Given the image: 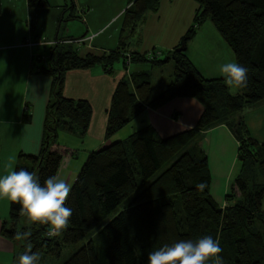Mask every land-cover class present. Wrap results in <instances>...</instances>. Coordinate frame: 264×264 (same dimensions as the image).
Here are the masks:
<instances>
[{"label": "trees", "instance_id": "obj_1", "mask_svg": "<svg viewBox=\"0 0 264 264\" xmlns=\"http://www.w3.org/2000/svg\"><path fill=\"white\" fill-rule=\"evenodd\" d=\"M194 1L198 7L193 23L181 40L185 43L193 38L198 28L210 21L235 62L248 69L247 87L239 94L230 93L225 78H205L183 52H176L181 44L163 60L157 53L125 50L123 31L133 33L148 11H157L159 0H127L119 45L114 50L80 57L71 45L55 42L48 47L49 55L39 58L45 62L37 72L51 78L41 146L37 154L19 152L21 164L13 170L35 172L41 184L57 176L63 154L72 157L75 153L56 143L59 133L83 139L90 124V104L63 95L69 70L98 66L111 75L120 59L125 70L131 64L149 63L153 68L172 61V79L155 97L151 96V71L130 73L129 79L117 83L108 110L107 140L145 107L158 108L174 98L194 99L202 112L193 128L170 137L161 138L151 125H144L124 140L92 151L71 186L65 206L73 214L59 236L50 237L47 225L32 223L21 214L19 204L10 202L1 236L15 244L17 233L31 232L26 240H20V250L11 264H18V257L29 247V254L59 257L62 246L78 243L82 245L63 264H147L148 254L165 244L195 241L206 235L219 241L224 264H264V142L248 136L240 116L244 108L264 101V0ZM27 3L30 7L48 6L47 0ZM71 17L73 14L67 19ZM30 118L31 113L24 114L22 121L30 122ZM218 125L226 126L238 142V173L223 208L210 194L208 158L197 145L201 132ZM138 181L146 183L143 190L121 207L137 189Z\"/></svg>", "mask_w": 264, "mask_h": 264}, {"label": "crops", "instance_id": "obj_2", "mask_svg": "<svg viewBox=\"0 0 264 264\" xmlns=\"http://www.w3.org/2000/svg\"><path fill=\"white\" fill-rule=\"evenodd\" d=\"M47 2V7L38 8L30 7L27 0H0V175L9 171L7 166L10 163L13 169L17 164H21L17 158L19 152L37 154L40 150L45 108L51 88V78L37 72L40 64L36 65L35 61L39 62L41 56L45 57L40 48L46 46L48 50L53 43L62 42L63 45H71L80 57L90 53L100 55L108 52L111 45L106 46L105 43L96 40L106 25L126 6L125 2L105 23L95 24L90 18L92 0H69L70 5L66 0H47ZM72 13H76L78 18L65 20ZM77 19H82V24H78L75 21ZM82 36L84 38H81ZM87 37L91 39L87 40ZM80 39L82 40L78 41ZM38 41L45 44H27ZM179 42L172 43L169 48L175 47ZM192 55L193 58L186 54L194 66L203 73V67L200 68V64L196 62L199 58ZM139 65L142 64H133V67L129 65L127 70L114 68L111 75L103 72L98 66L91 69L69 70L65 73L64 97L85 100L92 108L86 136L79 139L78 136L73 135L78 137L81 150L85 153H74V155L77 157L84 155L85 159L92 151L114 141L124 140L137 131L133 130L132 133H126L124 136L119 135L129 126L127 125L111 139L105 138L108 110L117 83L129 79L130 73L151 71L144 70ZM220 76L223 78L221 73ZM167 84H163L159 92L153 93L152 89L151 96L158 95ZM29 110L33 112L30 122L22 121L24 114L31 113ZM201 112L202 106L196 100L174 98L158 108L145 107L130 124L137 123L140 128L151 125L161 138H167L193 128ZM240 116L244 119L242 113ZM64 145L72 151L80 147L74 142ZM197 145L208 158L211 176L210 194L222 208L226 205L224 197L238 173L236 162L238 142L226 126L218 125L201 132ZM70 165L63 174H60V166L57 176L72 186L80 167L76 173L73 170L74 166L71 171L68 170ZM9 204L10 201L0 200V230L2 222L8 219ZM262 209L264 210V197ZM15 253V244L0 234V264H11Z\"/></svg>", "mask_w": 264, "mask_h": 264}, {"label": "rangeland", "instance_id": "obj_3", "mask_svg": "<svg viewBox=\"0 0 264 264\" xmlns=\"http://www.w3.org/2000/svg\"><path fill=\"white\" fill-rule=\"evenodd\" d=\"M66 1L67 4L70 5L69 0ZM125 2L126 6L121 13H123V11L128 6L127 0H92L90 18L95 24H99L101 22L105 23L109 20L108 18H110L112 14H115V12L118 10V8H120V6H122V4L124 5ZM197 7L198 5L194 0H159L157 11H148L144 16V19L136 26L133 33H131L128 29L123 31L121 41L124 43L125 50L141 54L153 52L157 53L159 59H165L169 55V52L174 49V47H172L171 49L169 48L170 46H172V43L180 41L178 43V46L182 43L181 38L186 35L188 29L191 27ZM72 14L73 17L71 18L77 16L76 13ZM119 15L113 18L106 25V27L100 32L101 34L96 40L98 42L105 43L106 46L111 45L110 50H114L119 45L120 33L122 29V17H119ZM67 18L68 17H66L65 20H67ZM81 20L82 19H77L75 21H77L78 24H82ZM185 43L186 49L185 51H183V53L192 58V54H194L197 58H199V60H196V62L197 64H200V68L203 67V73H201L199 70L198 71L205 78H221L219 66L226 62L235 61L231 49L220 37L210 21L204 22L200 26V28H198L195 36L193 38L191 37L190 39H187ZM40 49L45 57L49 55V53H47L48 50L46 46L45 48ZM43 62L45 61H35V64L39 65ZM132 65L133 64H131V66ZM139 66L144 70H151V83L153 93L159 92L162 86L167 84V82L172 79L173 63L171 60L161 66H155L153 68L149 63H145ZM114 68H120L121 70H124L122 59H120L119 62L115 63ZM229 91L231 94H239L241 92L240 89L230 88ZM29 111L32 115V110ZM241 113L242 116H244L243 120L248 129V136L259 143L264 142V101L259 102L254 106L244 108ZM128 125L129 126L122 130L119 135L124 136L126 135V133H132L133 130L135 131L140 128L137 123H129ZM79 139L72 134L61 132L59 133L56 143L60 146H65L64 144H70V142H74L77 145H80V143H78ZM81 149L82 148L80 145V147H77L76 150L73 149V151L76 154L85 153ZM87 157L88 155L84 159V155H81L80 157L74 155L73 157H71L69 154H63L60 174H63V172L65 173L67 166L70 164L71 165L68 170L71 171L72 167L74 166L73 170H75V172L77 173L79 167L81 169V166L83 165ZM145 185L146 183L138 181L137 189L121 205V207L126 206L132 198H134L143 190ZM23 222L24 220L22 219L21 224ZM81 245L82 243H78L72 246H62L59 257L46 256L41 253L39 255V264H63V262ZM15 246L16 252H18V250H20L21 241L18 240L15 243Z\"/></svg>", "mask_w": 264, "mask_h": 264}, {"label": "clouds", "instance_id": "obj_4", "mask_svg": "<svg viewBox=\"0 0 264 264\" xmlns=\"http://www.w3.org/2000/svg\"><path fill=\"white\" fill-rule=\"evenodd\" d=\"M224 83L230 89H243L248 84V69L235 61L219 66ZM0 175V200L20 205V212L32 223L45 224L48 235L59 236L69 226L72 209L65 206L71 185L58 176H50L41 184L35 172L20 168ZM203 188V184L198 185ZM31 232L17 233V240H26ZM222 248L218 240L203 236L195 241L181 239L171 245L165 244L147 256V264H224L220 255ZM31 253V247L18 257V264H39L38 253Z\"/></svg>", "mask_w": 264, "mask_h": 264}, {"label": "built area", "instance_id": "obj_5", "mask_svg": "<svg viewBox=\"0 0 264 264\" xmlns=\"http://www.w3.org/2000/svg\"><path fill=\"white\" fill-rule=\"evenodd\" d=\"M86 39H87V40H88V39H91V37H87ZM81 40H82V39H80V40H78V41H81ZM27 44H28V45H43V44H45V42H42V41H38V42H35V43H34V42H32V43H31V42H27Z\"/></svg>", "mask_w": 264, "mask_h": 264}, {"label": "water", "instance_id": "obj_6", "mask_svg": "<svg viewBox=\"0 0 264 264\" xmlns=\"http://www.w3.org/2000/svg\"><path fill=\"white\" fill-rule=\"evenodd\" d=\"M186 49V45L184 42L181 43L179 47L176 48V52H183Z\"/></svg>", "mask_w": 264, "mask_h": 264}]
</instances>
